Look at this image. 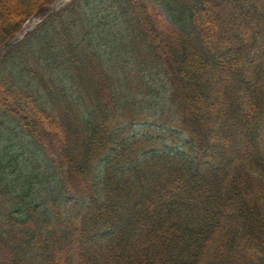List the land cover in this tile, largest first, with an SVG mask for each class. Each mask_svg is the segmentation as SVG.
I'll return each mask as SVG.
<instances>
[{
	"label": "trees",
	"instance_id": "obj_1",
	"mask_svg": "<svg viewBox=\"0 0 264 264\" xmlns=\"http://www.w3.org/2000/svg\"><path fill=\"white\" fill-rule=\"evenodd\" d=\"M53 2L0 0V46ZM111 2L72 0L1 56L0 264H264V0ZM143 71L174 148L124 132Z\"/></svg>",
	"mask_w": 264,
	"mask_h": 264
},
{
	"label": "rangeland",
	"instance_id": "obj_2",
	"mask_svg": "<svg viewBox=\"0 0 264 264\" xmlns=\"http://www.w3.org/2000/svg\"><path fill=\"white\" fill-rule=\"evenodd\" d=\"M70 1L72 0H56L52 4L51 8L53 11H56L63 7V5L68 4ZM105 1L111 2V0ZM111 11H113V14ZM92 12V14L87 12L86 15L88 17L92 16L96 19V25L99 28L96 29L97 31H100V33H110L115 30L113 20H116L117 18L119 19V17L117 12L112 10V6H106L102 10H98V12H96L95 8H93ZM159 14L161 16L160 18L164 22L171 24L170 15L167 14L164 6L160 7ZM40 19L41 18L39 17H34L28 20L22 29L13 36L14 38L12 40L16 41L21 38L26 31L33 29L40 22ZM122 49L124 50V48ZM143 72L146 76L144 75L142 77L140 84L137 89H135L136 95L133 98V101H135L134 106L139 108L141 111L140 114H134L128 119V124L124 132L128 135H132L133 133H153L159 136V144H166L169 148H174L180 144L181 134L179 129L173 125L171 110L167 105L168 103L165 102L164 99L163 83L159 76L155 75L153 77L150 74H147L146 71ZM46 151L41 147L38 149L30 148V152L25 153L23 158L25 162L31 166V168H34L36 171H43L45 164L49 161V158L47 157L48 153ZM45 181L46 183H43L44 190L47 194H49L51 192V180L49 179V176H46Z\"/></svg>",
	"mask_w": 264,
	"mask_h": 264
},
{
	"label": "water",
	"instance_id": "obj_3",
	"mask_svg": "<svg viewBox=\"0 0 264 264\" xmlns=\"http://www.w3.org/2000/svg\"><path fill=\"white\" fill-rule=\"evenodd\" d=\"M12 42H13L12 40L7 41V42L2 46V49L4 50L6 47H8L9 45H11Z\"/></svg>",
	"mask_w": 264,
	"mask_h": 264
}]
</instances>
